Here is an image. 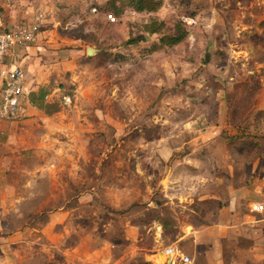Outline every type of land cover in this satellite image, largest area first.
Masks as SVG:
<instances>
[{"label": "rangeland", "instance_id": "1", "mask_svg": "<svg viewBox=\"0 0 264 264\" xmlns=\"http://www.w3.org/2000/svg\"><path fill=\"white\" fill-rule=\"evenodd\" d=\"M106 2L55 0L56 47L46 54L63 65L50 74L57 90L45 111L61 115L45 146L12 172L3 222L13 239L0 264H153L149 228L160 211L170 214L173 148L247 146L232 159L247 165V209L264 204V0H161L155 11L120 16ZM177 27L185 38L162 44ZM219 101L229 133L187 142L215 120ZM187 118L200 130H184Z\"/></svg>", "mask_w": 264, "mask_h": 264}, {"label": "crops", "instance_id": "2", "mask_svg": "<svg viewBox=\"0 0 264 264\" xmlns=\"http://www.w3.org/2000/svg\"><path fill=\"white\" fill-rule=\"evenodd\" d=\"M54 4L55 0H0L1 30L28 24L37 12L45 14L37 41L14 48L3 62L7 67L15 64L24 67L26 93L18 116L0 120V247L13 239L3 222L6 206L12 198V172L22 161L28 160L29 154L38 153V149L45 146L44 138L51 129V120L61 115V111H45L47 104L54 103L52 96L57 90L53 87L50 91L53 79L50 74L63 65L60 61L51 63L46 54L49 47H56L53 31L49 29V24L56 23L51 13ZM54 53L61 55L63 51L56 49ZM2 85L0 78V91ZM222 104L219 101L218 114L214 121L210 120V125L204 126L207 129L191 136L187 142L207 141L224 134L223 131L229 133L227 112ZM204 119L209 120L206 116ZM195 122L184 119V130L187 127L194 132L200 130L196 129ZM223 142L220 146H183L182 149H186L183 152L171 150L168 157L171 171L163 194V205L170 209L169 218L160 211L149 228L154 229L155 246L148 249L150 253L146 255L153 264H162L160 252L169 245L178 246L191 257L193 264H264V222H257L264 219L255 216L259 212L247 209V165L244 161L234 162L231 155L235 151L241 154L247 146ZM207 161L211 162V170L206 166ZM152 203L157 209V203Z\"/></svg>", "mask_w": 264, "mask_h": 264}, {"label": "built area", "instance_id": "3", "mask_svg": "<svg viewBox=\"0 0 264 264\" xmlns=\"http://www.w3.org/2000/svg\"><path fill=\"white\" fill-rule=\"evenodd\" d=\"M95 10L92 8V11ZM106 18L112 22L116 21V17L111 13H107ZM44 20L45 14L37 12L30 23L5 30H1L2 21L0 20V78L3 83L0 91V120H12L18 116L22 98L26 93L23 67L19 64L11 67L4 66L5 56L14 48L35 43ZM61 99L63 105L70 104L69 96L63 95ZM252 209L255 212H261L264 210V204L254 203ZM160 253L166 258L162 264H193L191 257L178 246H166Z\"/></svg>", "mask_w": 264, "mask_h": 264}, {"label": "trees", "instance_id": "4", "mask_svg": "<svg viewBox=\"0 0 264 264\" xmlns=\"http://www.w3.org/2000/svg\"><path fill=\"white\" fill-rule=\"evenodd\" d=\"M160 4H161V0H107L105 6L106 8H108L109 10L113 11L115 14L120 16L125 8H131L137 12L140 11L151 12V11H155L160 6ZM157 29H158L157 26L152 27L151 25L148 27V31L152 33L157 31ZM186 35H187V31L184 28L177 27L172 35H164L160 38V41L162 44L174 45L182 41ZM140 37L142 38V36ZM207 62L208 59L204 61V63ZM163 216L169 218L166 215ZM158 217L159 216L157 215L154 219H158ZM167 221L172 225V221H170L169 219Z\"/></svg>", "mask_w": 264, "mask_h": 264}, {"label": "water", "instance_id": "5", "mask_svg": "<svg viewBox=\"0 0 264 264\" xmlns=\"http://www.w3.org/2000/svg\"><path fill=\"white\" fill-rule=\"evenodd\" d=\"M95 51H96V49H94V48L91 47V46H88V47L86 48V53H87V55H89V56L94 55Z\"/></svg>", "mask_w": 264, "mask_h": 264}]
</instances>
